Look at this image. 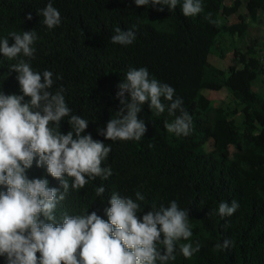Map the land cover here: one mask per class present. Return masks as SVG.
Listing matches in <instances>:
<instances>
[{
	"label": "trees",
	"instance_id": "1",
	"mask_svg": "<svg viewBox=\"0 0 264 264\" xmlns=\"http://www.w3.org/2000/svg\"><path fill=\"white\" fill-rule=\"evenodd\" d=\"M225 1L204 0L205 14L212 12L217 20L211 25L204 14L184 17L179 5L174 11L167 6L159 11V5L137 7L134 0H52L62 23L48 30L37 12L49 0H0V38L36 30L33 69L51 70L54 79L62 75L52 91L64 87L72 114L89 121L84 134L111 144L104 166H110L113 175L70 189L57 207V217L95 211L107 219L104 209L110 207L113 192L135 199L140 191L146 197L140 202L145 213L153 204L167 206L172 200L189 209L191 240L200 241L201 251L190 259L177 251L169 264H264V93L254 90L255 82L264 83V57L252 46L233 49V62L226 69L210 62L214 54L224 57L219 43L223 35H245L264 13V0H230L229 5ZM241 7L245 16L239 13ZM29 13L31 20L26 19ZM233 15L234 23L221 22ZM133 25H138L133 44L111 43L116 27L127 30ZM15 62L0 54V90L5 94H21L17 74L9 73ZM129 67H147L152 77L175 89L193 118L191 135L168 133L164 121L172 117L167 112L157 117L147 105L138 114L147 125L140 141L112 142L98 135L97 129L105 128L121 107L117 85ZM211 87L226 88L235 107H214L202 94ZM67 120L61 121L64 134L71 130ZM28 176L47 178L50 187H60L35 163ZM100 185L106 191L98 197ZM232 200L239 203L233 216L216 214L221 201ZM225 238L232 246L217 250L215 245Z\"/></svg>",
	"mask_w": 264,
	"mask_h": 264
},
{
	"label": "clouds",
	"instance_id": "2",
	"mask_svg": "<svg viewBox=\"0 0 264 264\" xmlns=\"http://www.w3.org/2000/svg\"><path fill=\"white\" fill-rule=\"evenodd\" d=\"M134 3L137 7L159 5V11H164L165 6L174 11L179 5L184 17L204 14L207 23L217 24L212 12L205 14L204 0ZM37 14L48 30L62 23L52 0ZM26 19L31 20L32 14ZM137 30L138 25L127 30L116 27L111 43L133 44ZM38 39L36 30L13 31L0 38V54L16 61L9 65V73L17 74L21 93L5 94L0 90V257L4 264H169L176 260L177 251L185 259L199 253L202 244L191 240L189 209L180 208L176 200L167 206L153 204L145 213L140 202L146 197L140 191L135 192V199L113 192L108 199L110 207L104 209L107 219L95 211L76 215L65 212L57 217V207L66 200L70 189L80 190L90 180H107L113 175L111 167L104 166L112 148L91 133L84 134L89 121L72 114L64 87L52 91L63 76L56 75L54 79L51 70L33 69L31 61L35 59ZM117 87L121 107L105 128L97 129L104 140L140 141L147 132L145 121L138 117L144 105L157 117L165 112L172 117L164 121L168 133L176 137L192 134L193 118L183 98L176 96L172 86L152 77L147 67H129ZM65 117L71 126L66 134L61 132ZM34 163L46 169L60 187H50L47 178H29L28 171ZM105 191L100 185L96 195L103 196ZM238 208L236 200L221 201L216 214L231 217ZM232 244L225 238L215 248L227 250Z\"/></svg>",
	"mask_w": 264,
	"mask_h": 264
},
{
	"label": "rangeland",
	"instance_id": "3",
	"mask_svg": "<svg viewBox=\"0 0 264 264\" xmlns=\"http://www.w3.org/2000/svg\"><path fill=\"white\" fill-rule=\"evenodd\" d=\"M229 2L230 0H226V3ZM240 11H241L240 13L242 14L243 13L242 10ZM236 17L237 16L224 17L223 19H221V22L225 24H231L235 22ZM219 43L222 52L224 53V57L221 58L217 54H214L210 57V62H212L213 65H216L223 69H226L228 66L232 64L233 49L243 51L245 50V48L253 46L254 49L257 47V51L264 50V13L260 14L259 21L249 25V27L246 30V34L244 36H240V34L238 33L233 36H229L228 34H225L219 40ZM254 90L264 93V83L263 82L259 83L258 81L255 82ZM202 94L206 96L209 100H211V104L214 107H221L229 111L235 107V103L233 102V99L226 88H217V87L206 88L202 91ZM230 150L233 151L234 146H230Z\"/></svg>",
	"mask_w": 264,
	"mask_h": 264
},
{
	"label": "crops",
	"instance_id": "4",
	"mask_svg": "<svg viewBox=\"0 0 264 264\" xmlns=\"http://www.w3.org/2000/svg\"><path fill=\"white\" fill-rule=\"evenodd\" d=\"M229 3H230V2H229ZM229 3H226V2H225L226 5H229ZM241 10H242L243 13L241 14V13H240L241 11H239V13H240L241 15L245 16V12H244V9H242V7H241ZM259 17H260V15H259ZM257 21H259V18H258ZM257 21H256V22H257ZM256 22H255V23H256ZM248 27H249V26H248ZM245 34H246V32H245Z\"/></svg>",
	"mask_w": 264,
	"mask_h": 264
},
{
	"label": "built area",
	"instance_id": "5",
	"mask_svg": "<svg viewBox=\"0 0 264 264\" xmlns=\"http://www.w3.org/2000/svg\"><path fill=\"white\" fill-rule=\"evenodd\" d=\"M261 54L263 55V57H264V50L263 51H261Z\"/></svg>",
	"mask_w": 264,
	"mask_h": 264
}]
</instances>
